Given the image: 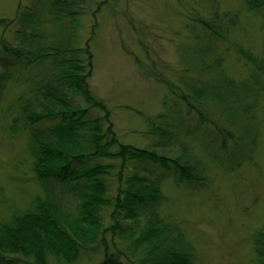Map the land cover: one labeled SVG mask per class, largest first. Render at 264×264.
I'll return each mask as SVG.
<instances>
[{"label":"trees","instance_id":"1","mask_svg":"<svg viewBox=\"0 0 264 264\" xmlns=\"http://www.w3.org/2000/svg\"><path fill=\"white\" fill-rule=\"evenodd\" d=\"M18 5L15 18H0V127L23 139L14 167L26 166L35 189L2 202L0 264L72 263L96 245L98 264H197L163 184L199 191L211 167L260 165L264 0H238L236 11L220 0H177L171 15L185 19L177 35L189 33L176 47L179 90L158 79L168 93L158 115L143 117L145 147L121 140L90 89L94 32L81 46L78 0ZM241 12L260 23L256 52L234 34ZM166 139L178 145L173 156L156 149ZM251 237V262L264 264V223Z\"/></svg>","mask_w":264,"mask_h":264},{"label":"rangeland","instance_id":"2","mask_svg":"<svg viewBox=\"0 0 264 264\" xmlns=\"http://www.w3.org/2000/svg\"><path fill=\"white\" fill-rule=\"evenodd\" d=\"M20 1L29 5L33 0H0V18H15ZM104 1L78 0L81 46L94 32L90 39L94 53L90 89L110 108L113 129L121 140L145 147L150 141L140 135L146 129L143 117H154L162 111V98L168 91L159 78L179 90L176 47L187 42L189 33L177 35L185 24V19L171 15L176 13L177 0H113L103 4ZM220 2L224 9H239L238 0ZM239 15L242 28L233 33L244 37L249 43L246 47L256 52L260 39L256 26L260 23L252 24L244 12ZM16 25L7 27L5 37L9 40L14 37ZM170 96L169 101L174 97ZM211 129L214 132V127L207 132ZM262 141L256 154L260 165L244 164L231 172L211 167L206 172L210 182L199 191L178 188L171 180L164 182V192L170 200L168 210L182 223L197 264H252L251 234L264 223V135ZM165 142L156 149L173 156L178 145L173 139ZM23 148L21 137H11L0 127V215L4 200L21 201L35 189L26 166L14 167L24 159ZM96 246L75 262L52 264H98L102 252L98 249L101 246Z\"/></svg>","mask_w":264,"mask_h":264}]
</instances>
